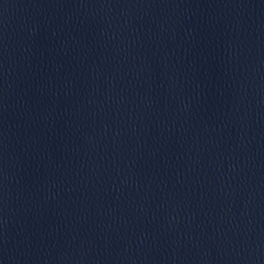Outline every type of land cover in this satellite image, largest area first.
Returning a JSON list of instances; mask_svg holds the SVG:
<instances>
[{"label":"water","instance_id":"1","mask_svg":"<svg viewBox=\"0 0 264 264\" xmlns=\"http://www.w3.org/2000/svg\"><path fill=\"white\" fill-rule=\"evenodd\" d=\"M0 264H264V0H0Z\"/></svg>","mask_w":264,"mask_h":264}]
</instances>
